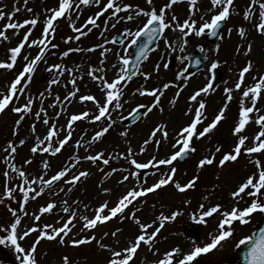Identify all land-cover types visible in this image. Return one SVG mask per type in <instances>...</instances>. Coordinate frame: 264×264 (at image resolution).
Segmentation results:
<instances>
[{
  "label": "snow or ice",
  "instance_id": "obj_1",
  "mask_svg": "<svg viewBox=\"0 0 264 264\" xmlns=\"http://www.w3.org/2000/svg\"><path fill=\"white\" fill-rule=\"evenodd\" d=\"M21 2L30 15L17 19ZM181 2L167 0L162 6H154L153 0H146L145 7L134 0H56L55 6L45 7L40 13L28 6L29 0H16L12 8L0 5V48H4L0 73L11 74L8 83L0 87V116L12 113L18 117L12 126V138L0 145V163L4 166L0 171V206L10 214L8 220L0 222V245L13 247L19 264H43L41 256L46 254L39 251L42 241L72 249L94 245L106 253L104 264H199L200 257L223 250L230 240L237 241L236 248L247 246V264H264V228L237 237V225L247 226L254 214L264 215V66L250 58L254 48L251 34L264 36V0H248L243 8L238 0H209L207 9L198 6L200 0H188L189 11L182 20L173 10ZM85 11L91 14L80 22ZM233 16H242L244 23L227 27L226 35L230 39L236 32L239 42L235 53L247 59L242 66L234 62L236 78L225 79L221 88L218 70L228 61L222 60L219 53L225 40L223 29ZM61 22L72 32L60 37L64 48L57 42ZM114 31L117 34L110 35ZM94 33L99 37L97 42L89 47L80 46L82 40ZM207 36L219 37L220 42L206 49L202 40ZM194 41L205 54L193 61L191 54H182ZM97 52L99 55L93 61L91 56ZM73 54H83L80 62L71 61ZM169 58L178 63L173 66ZM189 62L203 67L192 72ZM145 63L151 64L150 70ZM40 71L51 78L42 91L33 93L31 85ZM228 71L233 72V67ZM168 72L173 73L172 78L162 80V73ZM197 76L203 78V83L187 96L184 115L191 117L188 122L172 133L168 121L155 122L139 146V153L128 139L129 127L119 131L127 144L124 151L96 147L129 116L136 123L150 118L154 111L163 114L162 98L173 88L176 91L168 103L174 109ZM85 77L96 86L100 97L90 91L82 92ZM134 78H142L143 83L130 92L129 84ZM151 80L158 83L149 87ZM59 87L64 89L63 95ZM218 91L225 97L224 103L209 121L207 98ZM137 95L152 99L147 104H136L125 116V106ZM234 100L237 115L231 127L232 144H212L197 163V168L203 170L213 165L224 169L245 161L243 175L230 193L233 203H213L205 195L190 213V219L207 226L210 219L218 218L215 228L203 240L187 237V247L175 243L162 249L159 245L168 240L162 235L166 225L183 216L192 200L184 199L181 206L167 213L161 210L149 220H143L138 213L143 211L149 194L158 190L168 186L179 193L197 189L200 176L193 175L181 183L176 178V164L198 151L195 142L212 141ZM77 104L85 105L84 109L70 111ZM26 120L31 121L28 136L17 139ZM82 123L97 127L89 136L87 129L80 128ZM29 139L30 155L20 162L19 149ZM168 142L172 149L169 154L137 159L150 144H155L158 151L162 143ZM68 148L71 153L54 168L51 158L64 156ZM37 159L39 167L35 168ZM114 161H126L127 166L114 167ZM84 164H91L102 174L98 187L106 198L95 206L72 195L79 184L93 175ZM118 173L117 183L126 187L112 199L113 188L105 184ZM149 176L157 179L149 184ZM45 197L35 211H29L31 203ZM46 215H55L57 219L42 222ZM114 220H130L136 230L128 235L120 227L102 231ZM30 237L31 243L26 246ZM145 250L153 259L145 256L141 260L140 253ZM58 264L78 262L71 253H65Z\"/></svg>",
  "mask_w": 264,
  "mask_h": 264
},
{
  "label": "rangeland",
  "instance_id": "obj_2",
  "mask_svg": "<svg viewBox=\"0 0 264 264\" xmlns=\"http://www.w3.org/2000/svg\"><path fill=\"white\" fill-rule=\"evenodd\" d=\"M136 3H140L141 6L146 5V0H134ZM167 0H153L154 6H162L164 3H166ZM248 0H238V4L241 8L245 7ZM7 4L9 8H12L16 6V0H0V5ZM56 0H29V7L33 8L35 12L40 13L43 8L55 6ZM21 7V12L18 14L17 19H23L27 18L30 14L25 12L23 10V4L19 5ZM199 7H202L204 9H207L210 7L209 0H200V3L198 5ZM175 14L180 18L181 20L186 18L188 14V0H182L181 3H178L174 5L173 8ZM91 14L89 11H85L84 16L81 17L80 22L84 20V18ZM243 18L242 16H233V18L228 22V25L224 27L225 32V40L222 42L221 50L219 53V57L222 60H227V65H222L220 69L223 71V78L220 82L221 88L223 87V81L225 79H228L231 77L233 80L236 78L235 76V65L242 66L247 59L244 56H238L235 53V48L239 42V37L236 34V32H233L232 37L229 39L227 38L226 31L227 27L233 26V25H240L243 24ZM39 25L37 26L36 35H39ZM122 25L118 26V30L122 29ZM117 32H113L110 35H116ZM64 35H72L71 29L67 27L66 24L61 22L60 28L58 29V37L57 42L61 43V47H66L63 45L62 41L60 40L61 36ZM250 39L254 42V48L253 53L251 54V57L258 66H264V36H259L255 32L251 34ZM99 40L98 35L91 34L87 39L82 40L81 45L83 47H89L93 43L97 42ZM202 42L204 43L206 49L212 48L215 43H219V37L217 40L211 43H206L205 38H203ZM159 43L161 45L163 44V41L160 40ZM195 50H200L198 47V42L194 41L192 42L187 48L186 51L182 55H189L192 54ZM4 54V48H0V56H3ZM205 54V53H204ZM81 55L73 54L70 59L73 62H80ZM99 53L92 54L91 59L93 61L96 60ZM181 55V54H177ZM87 59V57H84ZM155 56L152 57L154 59ZM55 62V61H50ZM67 62V58H66ZM170 64L175 66L178 63V60H173L172 58H169ZM235 62V65H234ZM232 66L233 72H229L228 68ZM145 67L149 70L151 69V64L145 63ZM43 68V65L41 66ZM11 74L10 73H0V87H4L8 83V78ZM173 73L168 72L166 74L162 73V80L163 79H170L172 78ZM50 75L47 72L40 71L37 73L36 77L34 78L33 84L31 85L33 93L42 91L44 87L46 86L47 81L50 79ZM143 83L142 78H134L133 81L129 84V91L131 92L135 88L141 86ZM158 82L155 80H151L148 82V86L151 87L153 85H156ZM203 83V78L200 76H197L194 78L189 86L188 89L185 90V92L181 95V98L179 99L176 107L170 108L169 106V99L174 95L175 89H169L166 93V96L162 98L165 112L163 114H160L158 111H154V113L150 116V118H146L143 120V122H137L133 125H126L125 123L122 125H119L116 131H111L110 134L106 135L103 142L101 144H97V148L106 149L108 151L112 150H119L124 151L127 147V144L125 143L124 139L119 136V131L123 130L124 127H129V137L128 139L131 140L132 146L134 149L139 153V146L142 144L143 139L147 138L148 132L153 126L155 122L158 121H168L169 122V131L172 133L173 129H178L179 126L182 124L188 122L191 117L185 116V110L187 107V96L190 94V92L200 86ZM81 90L83 93H88L89 91L93 94H96L98 97L101 96V93L98 91L95 85H93L91 82L88 81V78L85 77V81L81 84ZM58 91L61 93V95L64 94V89L62 87L58 88ZM152 98L151 97H140L135 96L132 97V103L125 106V109L123 110V114L125 116L128 115V112L131 108L135 107L138 103H144L147 104ZM225 97L223 96L222 92H217L216 94L209 96L207 98V115L209 117V121L211 118L218 112L219 108L224 103ZM85 105L77 104L74 107L70 108V111H79L83 110ZM237 115V102L234 100L233 103L230 105L229 111L227 113V119L222 122L221 126L218 127V130L215 132L212 141L209 142L208 140H201L195 142L196 147L198 148V151L194 154H191V158L188 160V162L180 164L177 162L176 166L178 168L177 172V179L181 181V183L186 182L188 179H190L193 175H199L200 180L197 184V189L195 191L189 190L186 193H179L175 190L174 187L168 186L164 189L158 190L155 193L149 194L147 197V204L144 206V209L141 213H138L139 216L143 220H149L155 218V215L159 213V211L164 210L166 213L176 207H179L182 205V202L184 199H191L192 200V206L188 208L185 211V214L177 219L176 222H173L169 225H166L167 230L162 232L163 236H167V241H162L161 245H159L162 249L167 248L170 244L175 243H181L183 246L187 247V237L191 236L193 238H196L198 240H203L207 238V234L212 231L215 228L216 222L218 218H212L209 220V224L207 226L198 224L197 228L195 227V230L192 231L190 234L186 235L183 233L182 230V224L183 223H190L186 221H192L190 219V213L194 210H196L198 204L200 202H203V197L205 195L209 196L210 201L214 202H220L225 204L226 206H231L233 203L232 198L230 196V193L232 190H234L236 183L239 181L241 176L243 175L244 171V164L245 161H241L237 164L230 165L224 169H219L216 165L206 167L203 170H200L197 168V163L200 158H202L203 155L207 154V148L210 147L212 144H215L217 142L224 144L226 147L228 145H231L233 142V137L231 136V127L236 119ZM18 117L15 114L9 113L8 115L2 116L0 119V145H5L7 140L12 138V126ZM31 121L26 120L24 124L21 127V131L19 134V138H24L25 136H28L29 132V125ZM61 123H63V119L61 120ZM97 125L95 124H88V123H82L80 125L81 129H87L89 136L92 134V130L96 128ZM38 128L41 132H43L42 126L38 125ZM79 131V130H78ZM76 135V134H74ZM78 138V136H77ZM171 141V136H170ZM32 143V140L29 139L28 143L24 146H22L19 149V157L18 159L20 162L23 161L24 158L28 157L30 155L29 147ZM72 149L68 148V151L65 152L64 156H58L57 158H51V163L54 168H58L62 162L65 160L67 155L71 153ZM172 151L171 149V143H162L159 150L157 151L155 144H150L148 146L147 151L144 154H138L137 159L138 160H146L153 154L158 155H167ZM2 159V157H0ZM219 159V155L217 157ZM112 166L114 167H126L127 162L126 161H114ZM3 164L0 163V171L3 169ZM34 167H39V159L34 161ZM84 168H89L93 172V175L90 176L88 179H86L83 183L79 184L77 186V189L73 192V197L79 198L80 200H83L85 203H90L91 205L95 206L98 204L101 200L105 199L106 197L100 192L98 184L99 181L102 179V174L98 172L95 167H93L91 164H84ZM217 175H219V179H217ZM120 177V174H115L109 181L106 182L105 186L112 187L113 188V196L112 199L115 198V196L119 195L120 192H122L125 189V185H120L117 183L118 179ZM157 177L149 176L148 183H153ZM3 177L0 176V182H2ZM216 186L213 190V186ZM47 197L44 199L39 200L38 202H34L30 204L29 211H35L39 204H42L45 202ZM13 206H16L15 202H11ZM155 205L153 208L152 206ZM164 206L162 209L161 206ZM243 206V205H242ZM259 214H254L253 221L251 224L247 226H239L237 225V237L239 238L242 235L251 234L255 227L259 223L260 219ZM10 218V214L8 213L7 209L3 206H0V222H3L5 220H8ZM57 219L55 215H46L44 218H42V222H54ZM28 223H31V221H28ZM182 223V224H181ZM116 227H120L124 229V234L128 235L136 230L135 225L132 221L128 220L123 223H120L117 220H114L107 224L103 230H114ZM197 230V232H196ZM32 237H30L26 241L27 244L31 243ZM237 241L236 240H230L227 242L225 248L223 250L214 251L212 253L206 254L203 257L199 258V261H208L211 263H220V262H228L231 260V258L234 255L235 250L237 249L234 245ZM39 251L41 253H44L46 255H42L41 259L43 261V264H58L59 257L62 254L65 253H71L74 257V260L78 262V264H104V259L106 253L96 248L94 245H85L81 246L78 249H72V248H63L60 246L57 242H49V241H42L41 245L39 246ZM0 256L3 258L4 263H10V264H18L19 260L17 258V254L15 253V250L13 247L8 246L7 244L0 245ZM147 256L148 260L153 259L151 253H148L146 250L142 253H140L141 260L144 259V257Z\"/></svg>",
  "mask_w": 264,
  "mask_h": 264
}]
</instances>
